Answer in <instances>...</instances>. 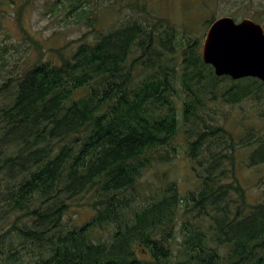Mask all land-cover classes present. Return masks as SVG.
<instances>
[{"label":"trees","instance_id":"trees-1","mask_svg":"<svg viewBox=\"0 0 264 264\" xmlns=\"http://www.w3.org/2000/svg\"><path fill=\"white\" fill-rule=\"evenodd\" d=\"M131 1L134 18L111 29L91 21L92 39L2 80L0 264H264V201L249 203L235 175L231 132L198 114L205 99L260 103L264 83L216 77L197 40ZM72 12L83 13L79 1ZM222 80L233 84L221 91ZM179 123L199 188L182 195L171 182L140 201L138 180L174 157ZM247 136L250 166L264 164V133ZM82 198L92 214L79 225L68 211Z\"/></svg>","mask_w":264,"mask_h":264},{"label":"rangeland","instance_id":"rangeland-1","mask_svg":"<svg viewBox=\"0 0 264 264\" xmlns=\"http://www.w3.org/2000/svg\"><path fill=\"white\" fill-rule=\"evenodd\" d=\"M13 1L15 5H5L0 9V48L2 50L5 47V53L1 54L4 61L0 65V85L2 80L12 76L19 69L30 66L33 61L53 58L52 50L65 47L64 51L70 52L84 35L86 41L92 39L89 25L91 21L95 28L111 29L135 17L130 9L131 0ZM73 1L80 2L83 13H70ZM143 1L149 11L146 17L166 19L180 33H184L186 39L197 40L200 48L211 19L231 17L239 22L242 19H251V15L257 17L259 24L264 28V0ZM26 36L28 37L25 38ZM30 39L37 41L39 48L35 47ZM231 84L233 83L228 80H222L217 88L226 91ZM175 87L178 97L174 98L175 107L178 119L181 120V104L185 96L179 82ZM204 102L205 107L199 110L198 114L207 124L222 126L231 132L236 141L235 175L245 189L248 202L251 204L263 202L264 164L250 166L251 150L255 145L253 143L251 146H242L255 139L252 137L248 140V136L246 137L248 131H253L255 137L264 133V120L260 118L261 114L264 115V101L258 103L246 99L235 104H225L205 99ZM2 105L0 103V108ZM179 124L180 129L172 142L176 148L174 157L168 163L152 162L138 180L140 201L145 202L171 182L176 184L182 195L197 191L199 188L198 175L192 171L193 162L186 155V135L182 123ZM217 150L221 149H212L213 152H218ZM196 173L202 175L204 172L201 169ZM225 181H228V178ZM87 202L82 198L72 203L68 216L75 224L81 225L91 217L92 212ZM99 234L102 239L107 238L106 234ZM180 237L176 232L178 239L173 241L171 246L173 255L179 248Z\"/></svg>","mask_w":264,"mask_h":264},{"label":"water","instance_id":"water-1","mask_svg":"<svg viewBox=\"0 0 264 264\" xmlns=\"http://www.w3.org/2000/svg\"><path fill=\"white\" fill-rule=\"evenodd\" d=\"M200 53L216 77L234 81L255 78L264 83V29L250 19L214 20L206 30Z\"/></svg>","mask_w":264,"mask_h":264}]
</instances>
